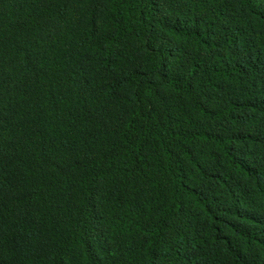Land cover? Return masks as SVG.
<instances>
[{"label": "trees", "instance_id": "obj_1", "mask_svg": "<svg viewBox=\"0 0 264 264\" xmlns=\"http://www.w3.org/2000/svg\"><path fill=\"white\" fill-rule=\"evenodd\" d=\"M0 264H264V0H0Z\"/></svg>", "mask_w": 264, "mask_h": 264}]
</instances>
